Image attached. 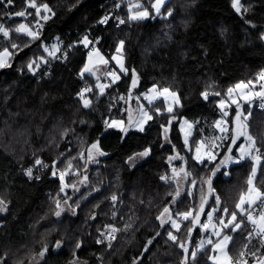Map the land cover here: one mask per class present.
Wrapping results in <instances>:
<instances>
[{"label":"trees","instance_id":"1","mask_svg":"<svg viewBox=\"0 0 264 264\" xmlns=\"http://www.w3.org/2000/svg\"><path fill=\"white\" fill-rule=\"evenodd\" d=\"M36 4H47L52 12L41 9L37 16L27 0H12L10 5L0 0V24L10 30L11 37L0 34V51L8 48L13 53L11 66L0 68V200L6 206L0 214V263L35 264L39 259L41 264H215L203 223L209 222V214L217 225L220 219L229 221L233 212L241 227L233 231L230 226L225 232L232 234L229 252L235 264L242 251L247 264H255L251 255L255 250L264 259V242L247 239L252 233L247 216L236 210L255 162L230 167L226 163L219 171L215 161L195 158L200 143L212 142L216 135V123L225 110L221 101L227 103L241 82L256 85L264 71V0H242L240 13L232 0H170L161 16L140 21L128 17V0H36ZM20 11L29 15L17 17ZM107 11H112V17L97 26ZM24 20L42 26L39 39L14 33ZM84 34L68 59L56 60L49 80L33 78L46 64L39 59L42 55L49 62L60 52V40L70 43ZM55 37L59 50L47 57L39 45ZM85 37L91 43L99 40L95 49L107 55L123 41L127 74L103 94L98 93L95 77L81 75L87 52L95 50L84 46ZM13 43L19 48L13 49ZM33 60L39 67L29 70ZM136 75L137 92L167 88L179 95V105L156 115L144 131L109 127L114 119L125 118ZM85 82L91 89L84 92L91 102L88 107L80 97ZM239 106L230 105L226 118L235 134L237 112L251 113L247 132L263 151L254 182L264 191V109L259 105L251 109L246 102ZM183 119L194 124L189 146L181 133ZM226 141L219 140L213 149H223ZM233 143L229 153L236 150ZM93 144L103 154L86 173ZM146 150L143 160L129 164L131 157ZM176 150L185 162L176 167L185 165L188 172L177 203L178 187L171 178L177 175L171 174L175 165L169 160ZM37 161L41 162L38 167ZM28 168L35 170L30 180L24 175ZM112 196L117 197L115 202ZM202 197L205 205L197 225L194 219L200 215ZM66 206L70 211L64 213ZM165 208L170 212L167 220ZM185 212H191V218L178 217ZM171 218L177 220L179 230L172 227Z\"/></svg>","mask_w":264,"mask_h":264},{"label":"rangeland","instance_id":"2","mask_svg":"<svg viewBox=\"0 0 264 264\" xmlns=\"http://www.w3.org/2000/svg\"><path fill=\"white\" fill-rule=\"evenodd\" d=\"M169 1L170 0H165L164 5L161 7L160 14L157 15L155 12V9L152 8V4L155 2V0H128V2H129L128 17L130 18L132 15L141 11L142 9H147V11L149 13L148 17L145 19L159 17V16H161L166 4ZM137 4L141 5V8H136L135 5H137ZM8 5H10V4L8 3ZM32 14L36 15V11L33 12ZM32 14L30 15V17L32 16ZM145 19H141V20H145ZM135 21H140V20H135ZM20 24H26L27 26H29L30 28H32L34 31H37V32H38V29L41 27V25L39 23L35 24V21L34 22H31V21L28 22V20H24V21H22V23L17 24V26L14 28V30ZM14 33L28 37L24 33H17L16 31H14ZM28 38L30 40H32L30 37H28ZM57 41H58L57 37H55L51 41V43H49V44L47 42H41V44L39 45V48H40V50H43L44 54L47 57H49L48 53L45 52L44 49H45V47H47L51 51L53 48V45H56L58 47ZM83 41H84V39L82 40V42ZM85 47L87 48V46H85ZM9 51L12 52V50H9ZM55 52H58V51H55ZM90 53H91V58L89 57ZM43 56L44 55H42L41 57H43ZM114 57H115V59H114ZM43 58H45V57H43ZM10 59H12V58H10ZM10 59H9V61H10ZM105 61H106V63H105ZM112 62H113V64H112ZM121 65H123V70L121 68ZM85 67H88L90 69V71L84 72ZM111 67L114 68V72L111 71ZM82 72H83L82 76H92L98 80V89H99L98 93L101 94L100 86L107 85V87H108L109 85L116 84L122 79V77L125 74H127V67L125 64V55H124L123 48L121 49L120 52H117V50H116L110 55H107L101 49H95V50L88 51L87 56H86V62L82 68L81 73ZM109 73H114V75H110ZM52 76H53V74H52ZM134 79L136 81L135 86H133V80ZM133 80H132V84H131V90L129 91L127 104L125 106V110H126L125 118H116L113 120V121L117 122V124L114 125L117 129L121 130L122 128L123 129L129 128V129H132L135 131H144L146 129L147 125L149 124V122L152 121L154 119V117H156V115H160L162 112H169L168 111L169 106L172 107V111H173L176 108V106L179 105L180 99H179V95L177 93L172 92V91H169V93H163V91H162L163 89L158 88V87H153L147 92H142V93L137 92V89L139 87V77L136 75V76H134ZM107 87L104 88L103 93L106 91ZM153 89H155V91H151ZM261 91H264V80L259 79V81L257 82L256 85H254V86L247 85V87L236 89L233 92V94L228 99L227 103H225L224 107L222 108L223 110L225 109L222 118H220L216 123V131H217L216 135L214 133H213L215 135L214 137H212L210 135L212 137V140H211L212 142L208 141L207 143H205L202 141L200 143V146H199V147H201L200 157H201L202 161H204V160L215 161V163H216L215 169L216 170L219 169V171H222V168L225 165V163H222V162L225 160L226 157L231 156L235 159H239V157L241 156L240 149L242 147H244L247 150V143L248 142L246 141V139L243 140V139H241V137L237 138L236 132L234 134V132L232 133V131H230L229 124H228V121L226 118L227 115H225V112L228 113V111L226 109L230 108L229 107L230 105L235 104L237 106L243 102L250 104L251 109L255 108V105H264V101L262 102V100L259 97L252 96L250 101H246L244 98L245 96H248L250 93L261 92ZM170 93H175L176 94L175 97L172 96ZM146 96H148L151 99V103H149V99L145 98ZM177 98L179 101L178 103L176 102ZM257 99H259V100H257ZM255 100H257V102H255ZM233 101H235V102H233ZM159 102H161L163 105L156 106ZM261 109H264V107H262ZM143 112H147L148 115L152 117V119H150V120L147 119V117H145L143 115ZM173 121H174V119H172V122ZM119 122H122V124H120ZM141 127L143 130H141ZM221 129H227V131H221ZM193 130H194V124L187 119H183L181 122V133H182L184 141L187 140L186 145H188V146H189L192 134H193ZM236 130H237V128H236ZM166 131H167V129L164 130V135H166L165 136L166 137V143L165 144L168 145V144H170L169 134H168L169 132L168 131L166 132ZM219 140H225V141L227 140V141L224 143L223 149L220 150L218 148L217 150H214L213 146L214 145L217 146V142ZM231 140L235 141L236 150H234V153H233V151H232V153H229L230 149H228L229 144L231 143ZM90 149H91V158H89V160H88L87 169L85 171L86 173L88 172L89 167L91 165H93L98 160L99 157H101V154H100L101 152H100L99 147H98V150H97V148H92V147ZM209 150H211L212 158H209V156H208ZM218 153H220V154H218ZM196 155H197V153L195 154V157H196ZM145 157L146 156H140V155L136 154L133 157H131L128 162L131 166H135L136 163H139ZM169 160L173 161L174 165L179 163L180 161H182V163L185 164V162H183V159L177 150L175 151V154L173 156L169 157ZM246 160H251V159L246 156L244 159L239 160V163L244 162ZM261 160H262V155H261ZM235 164H238V163L230 161L227 163L226 166L230 167V166L235 165ZM259 166H260V163L258 166H256V171H258ZM179 167H176V165H175V167L172 169H178ZM172 177H173V179H175V181L177 183V187H178L179 195L174 196L175 203H177L180 201V197L184 194L185 186H186V176L184 173H182L178 177L173 176V175H172ZM253 183H254L255 187L260 190V188L255 184L254 181H253ZM249 187H250V185L248 184L247 190L249 189ZM260 191L264 192L262 190H260ZM252 198L255 199V193L252 194ZM260 200L261 199H257L256 202L251 207H249L248 204H245L244 207L247 210L251 209ZM204 205L205 204H203V209H204ZM2 207H4L6 209L5 204H3ZM236 210L238 212H240L238 208H236ZM69 211H70V209L68 208V206H66V208H64V210H63L64 213L69 212ZM202 212L203 211H201V208H200V212H199L200 215L198 214L196 217L200 218ZM248 212H249V210H248ZM3 213H5V211L0 212V214H3ZM169 217H170V212L169 211L165 212L164 213V220L169 219ZM178 217L183 218V216L180 214L178 215ZM196 217L194 219V223L198 225V223H197L198 220L196 219ZM189 218H191V216ZM213 220L214 219L212 218V220L209 221L208 223H205V224L203 223V227H204V225H208L207 228L209 231V236L206 238L205 241H206L207 245H212V248L214 249L215 244L218 242V240L222 237L223 234H228L231 236H232V234L225 232V230L227 228H229L231 225L229 227L225 228L223 225H220V224L217 225ZM171 221H175L176 224L178 223L177 220H172V218H171ZM206 221H208V219ZM229 221H225V223H228ZM215 232H220L221 237H217L214 234ZM213 238L216 240L215 242L213 241ZM209 240H211L213 242L208 243ZM230 243L231 242L228 243L227 248L225 249V251L228 253L229 256H231V254L229 252ZM254 252L256 253V255L253 256L255 264H259L260 259H263V257L261 255H259L261 252H259V250H255ZM213 253L214 254L212 257H216V261H223L224 264H227V262L225 261V258L223 256H221L219 250H213ZM240 259L245 260L244 258H240ZM213 262H214V260H213ZM214 263L216 264V262H214ZM35 264H41V261L39 259H37L35 261ZM232 264H235L233 258H232Z\"/></svg>","mask_w":264,"mask_h":264},{"label":"snow or ice","instance_id":"3","mask_svg":"<svg viewBox=\"0 0 264 264\" xmlns=\"http://www.w3.org/2000/svg\"><path fill=\"white\" fill-rule=\"evenodd\" d=\"M12 2V0H8V3L10 4ZM165 3V0H155V2L152 4V8L155 9V12L157 15L160 14L161 12V7L164 5ZM27 6L30 7V8H33L36 10V14L39 15L40 14V11L41 9H43L44 11L46 12H52V10L48 7L47 4H43V5H40L38 6L36 4V0H27ZM136 8H141V5L137 4L135 5ZM232 7L235 9V11L237 13H240L241 12V9H242V4H241V0H232ZM244 11H247V9H244ZM54 15V13H52ZM16 16H20V17H25L26 15H29L28 13H26L25 11H20V12H17L15 13ZM149 15L147 9H142L141 11L135 13L134 15H132L130 18L132 20H141V19H145L147 18ZM168 15H171V13L169 12ZM44 20H47L49 17L48 16H44L42 17ZM107 19L108 17H105L103 20L100 21V23H106L107 22ZM125 21L124 20H120V23L123 24ZM42 27V26H41ZM15 31L17 33H24L26 34L28 37H30L32 40H36V39H39V33L37 31H34L32 28H30L29 26H27L26 24H20L16 29ZM0 34L3 35L4 38H7V39H10V30L5 28L4 25L0 24ZM264 38V37H262ZM83 43L85 44V46H87L89 43H91L90 41H88L87 37L84 38V41ZM11 47L13 49H17L19 48L18 45H16L15 43H13L11 45ZM123 48V41L120 42V47L117 49V52H120L121 49ZM58 47L56 45H53V48L52 50L50 51L47 47H45L44 51L48 53L49 56H54V52L55 51H58ZM13 53L9 51L8 48H4L2 51H0V68H4V67H10V63H9V59L12 57ZM89 57L91 58V53L89 54ZM43 63H47V60H45L43 57H40L39 58ZM115 59V57H114ZM106 63V61H105ZM33 65H36V67H39L38 64H36V61L33 60L31 61L27 67L29 70H33ZM121 68L123 70V65H121ZM90 69L88 67H85L84 69V72H89ZM126 71V70H125ZM110 75H114V73H109ZM81 75H83V72L81 73ZM258 79L260 80H264V71H261L259 74H258ZM135 79L133 80V86H135ZM249 84H251L252 82L249 81L248 82ZM107 87V85H103V86H100V91H101V94H103V91H104V88ZM244 87H247L246 84H244V82H241L239 84H237L235 86V88L237 89H240V88H244ZM85 91H91V89H85L81 92L80 94V97L81 99L83 100V104H84V107H88L90 105V101L88 99H86L84 97V92ZM151 91H155V89L151 90ZM163 93H169V89L165 88L162 90ZM228 92L229 94H231L233 92V89L230 88L228 89ZM172 96L175 97V93H170ZM202 95L205 97V99H207L208 97V92H204L202 93ZM214 95H219V93H214ZM252 96H256V97H259L262 101H264V91H261V92H254V93H250L248 96H245V100L246 101H250L251 97ZM146 99H149V103H151V99L146 96L145 97ZM177 103L179 102L178 101V98H177ZM235 102V101H233ZM222 108L224 106V101H221V105H220ZM238 109L240 108L239 105H237ZM261 107H264V105H261ZM168 111L171 112L172 111V107L169 106L168 108ZM143 115L145 117H147V119H152L151 116L148 115L147 112H143ZM225 115H228L227 112H225ZM243 116V121L241 120V117ZM249 116H251V113H247L245 114L244 112L242 111H238L236 116H235V121H236V128H237V131H236V137H240V136H243L245 137L246 141L248 142L247 143V150L242 147L240 149V152H241V156L239 157V159H235L231 156L229 157H226L225 160L222 162V163H228L230 161L232 162H236V163H239V160H242L244 159L246 156L249 157L252 161L255 162V165L258 166L260 161H261V156H260V149L256 147V140L254 139V137L249 134L247 132V120L249 118ZM120 124H122V122H119ZM117 124V122L113 121L112 123L108 124L109 127H112L113 125ZM122 131H126V129H121ZM141 130L142 127H141ZM221 131H227V129H221ZM235 142V141H233ZM185 143H187V140H185ZM92 148H97L98 150V146L97 144H93L91 146ZM200 151H201V147H197L196 148V159L200 162H202L201 160V157H200ZM255 153V154H253ZM101 155L103 153H100ZM138 155L140 156H147L148 155V151L146 150L145 152L143 153H139ZM208 156L209 158H212V153H211V150H209L208 152ZM89 158H91V149H89ZM171 159V158H170ZM37 163H41L40 161H37ZM256 166L253 167L252 169V172H251V175H250V178L248 179L247 183L250 185L249 189L243 193L240 197V200L237 204V208L239 209V211L242 213V214H245L247 216V220L254 226V232L256 235L260 236L262 240H264V211H261L258 216H253L250 212H248V210L244 207L245 204H248L249 207H251L257 199H262L264 198V192H261L258 188L255 187L253 181H254V178L256 177L257 175V171H256ZM69 168H71V163L69 162V165H68ZM181 171H183V169H181ZM29 177L32 176V171L31 169L28 170V173ZM53 175H55V173H53ZM185 175H188V173H185ZM213 175H215V172H213ZM63 177H64V173H61V180H63ZM86 179V177H85ZM162 179H167L166 177H162ZM208 185H209V192L212 191V188H211V180L207 181ZM193 186L194 185V182H193ZM255 193V199L252 198V194ZM177 195H179V193L177 192ZM117 199L116 196H112V200L113 202H115ZM202 203H201V211H203V200L204 198L202 197ZM216 203L219 204L220 203V200H219V197L217 196L216 197ZM4 204V201L0 200V205H3ZM57 207H59V202H57ZM6 209L4 207H0V212L2 211H5ZM169 209L165 208L164 209V212H168ZM213 211H216V209H213ZM223 213L225 215L228 214V210L227 208L223 209ZM56 215L59 216L60 215V212H56ZM180 215L183 216L184 219H188L192 213L191 212H185V213H181ZM196 219L198 220L199 217H196ZM208 220L211 221L212 220V216L211 214H209L208 216ZM237 214L236 212H233L231 213V218H230V221L228 223H225V221L223 219H220L218 221V223L220 225H223L225 228L229 227L230 225L233 227V231L235 230H238L240 227H241V223H237ZM165 221L161 220V223L163 224ZM172 227L176 228L177 230H179V226L176 224L175 221H172ZM208 225H204V228L207 229ZM113 232H116L118 231V229H115L113 228L112 229ZM217 237H221V233L220 232H215L214 233ZM169 235V239L173 240V242H176L177 241V238L172 235L171 233L168 234ZM252 235L253 233H249L247 239H251L252 238ZM109 239H114L113 236H110ZM232 240V236L231 235H228V234H223L222 237L218 240V242L215 244L214 246V249L213 250H219L221 256H223L225 258V261L227 262V264H232V257L228 255V253L225 251V249L227 248V245L229 242H231ZM99 242V241H98ZM208 243H212L211 240L208 241ZM79 246V245H78ZM57 247H59V244H57ZM180 247L181 248H184V251L187 252L188 249L184 247V244H180ZM47 249H45L46 251ZM41 256L44 255V252H41L40 253ZM245 255V252H241L240 253V256L241 258ZM252 256H255L256 253L255 252H252L251 253ZM187 259V258H186ZM192 259H195V253L192 254ZM212 259L214 260V262H216V264H224L223 261H216V257H212ZM236 264H247V261L241 259L239 261L236 262ZM259 264H264V259H260L259 261Z\"/></svg>","mask_w":264,"mask_h":264},{"label":"built area","instance_id":"4","mask_svg":"<svg viewBox=\"0 0 264 264\" xmlns=\"http://www.w3.org/2000/svg\"><path fill=\"white\" fill-rule=\"evenodd\" d=\"M87 34V33H86ZM85 36V34L84 35H80V36H78V38H77V44H78V41L80 40V39H82L83 37ZM61 42H59V47H60V52L57 54V56L53 59V60H51V61H49L48 62V64H47V69H48V74H46V75H42V73L39 71L38 73H37V78H38V80H42V79H50L51 78V76H52V74H49V71H50V73L51 72H53L54 71V69H55V67H56V60L61 56V55H63V54H65V53H67V52H69L71 49H72V46L71 45H67V44H64L63 43V40H60ZM96 47H98V44L95 42V41H93L92 43H90V45H89V49H95ZM111 71H113L114 72V69L113 68H111ZM82 89L83 90H85V89H88V84L85 82L84 83V85H83V87H82ZM260 149V155L263 153V151H262V149L261 148H259ZM253 154H255V153H253ZM32 168H35V167H32ZM29 169H31V168H29ZM28 169V170H29ZM28 170H26L25 171V173H24V175L30 180V179H32L33 177H34V169H32L31 171H32V176L31 177H29V175L27 174L28 173ZM39 178V177H38ZM261 211H264V199L263 200H260L253 208H251L250 210H249V212L255 217V216H258V214L261 212ZM249 224H250V228H251V231H252V233H253V235H252V237L253 238H255V239H257V240H259V241H262V242H264V240H262L261 239V237L260 236H258V235H256L255 234V232H254V226L250 223V222H248Z\"/></svg>","mask_w":264,"mask_h":264},{"label":"bare ground","instance_id":"5","mask_svg":"<svg viewBox=\"0 0 264 264\" xmlns=\"http://www.w3.org/2000/svg\"><path fill=\"white\" fill-rule=\"evenodd\" d=\"M105 17H108V19H110L111 17H112V11H107L106 13H105V15L96 23L97 24V26L98 25H104L105 23H100V21L101 20H103ZM107 19V20H108ZM91 31V29H88L86 32H85V34L86 33H88V32H90ZM97 44L98 43H100L99 42V40H96L95 41ZM63 43L64 44H67V45H71L72 46V48H73V46L75 45V43H76V41H73V42H70V43H66L65 41H63ZM72 51V49L69 51V52H67V53H65V54H63V55H61L57 60H60V61H65L66 59H68L69 58V55H70V52ZM41 73H42V75H46V74H48V69H47V64H45V65H43L41 68H40V70H39ZM38 71V72H39ZM37 72V73H38ZM37 73L34 75V79H36V81H41V80H38V78H37ZM49 74H51L50 73V71H49ZM258 108H262L261 107V105H259L258 106ZM41 164L39 163V165H36V167H38V166H40ZM29 169V168H28ZM28 169H26V170H28ZM25 170V171H26Z\"/></svg>","mask_w":264,"mask_h":264},{"label":"water","instance_id":"6","mask_svg":"<svg viewBox=\"0 0 264 264\" xmlns=\"http://www.w3.org/2000/svg\"><path fill=\"white\" fill-rule=\"evenodd\" d=\"M243 109V107H242ZM237 131V130H236ZM235 144V142H234ZM181 169H183V171H181ZM175 171H179V172H185V173H188L187 172V167L185 165H181L178 169H171V174H173ZM188 175H186L187 177ZM172 180H173V177L171 176ZM176 183V182H175Z\"/></svg>","mask_w":264,"mask_h":264},{"label":"flooded vegetation","instance_id":"7","mask_svg":"<svg viewBox=\"0 0 264 264\" xmlns=\"http://www.w3.org/2000/svg\"><path fill=\"white\" fill-rule=\"evenodd\" d=\"M175 173H176L177 177L180 175L178 171H175Z\"/></svg>","mask_w":264,"mask_h":264},{"label":"crops","instance_id":"8","mask_svg":"<svg viewBox=\"0 0 264 264\" xmlns=\"http://www.w3.org/2000/svg\"><path fill=\"white\" fill-rule=\"evenodd\" d=\"M242 1V0H241ZM84 44V43H83ZM137 162V161H136Z\"/></svg>","mask_w":264,"mask_h":264}]
</instances>
